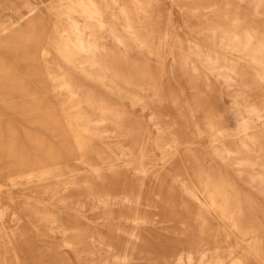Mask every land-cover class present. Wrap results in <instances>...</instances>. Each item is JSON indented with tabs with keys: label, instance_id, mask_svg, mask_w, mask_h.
I'll use <instances>...</instances> for the list:
<instances>
[{
	"label": "bare ground",
	"instance_id": "bare-ground-1",
	"mask_svg": "<svg viewBox=\"0 0 264 264\" xmlns=\"http://www.w3.org/2000/svg\"><path fill=\"white\" fill-rule=\"evenodd\" d=\"M15 1L0 53L38 54L43 91L0 101L27 106L5 111L23 117L20 155L0 126V264H264V27L236 16L247 0H188L204 38L186 45L156 0H56L50 33L48 11ZM166 53L181 93L163 86ZM211 77L236 86L227 114ZM16 191L24 221L4 208Z\"/></svg>",
	"mask_w": 264,
	"mask_h": 264
},
{
	"label": "rangeland",
	"instance_id": "rangeland-1",
	"mask_svg": "<svg viewBox=\"0 0 264 264\" xmlns=\"http://www.w3.org/2000/svg\"><path fill=\"white\" fill-rule=\"evenodd\" d=\"M56 0H32V3L34 6H36L38 9L42 10L43 12H47L48 19L50 20L48 28H51L50 30H47L46 33H50L52 30V27L54 26V22L52 19L53 14L52 12V5ZM158 1V2H157ZM176 1V2H174ZM216 3L220 2V0H214ZM236 1V0H231ZM159 5H156L155 13H159L160 18H158L159 22V28L163 33H170L175 37L176 40L184 41L185 45L190 42H196L199 43L203 38V33L200 32L201 25L200 23L202 21L193 19L188 14V8L196 7L197 4H194L191 1L188 0H156ZM18 2L15 0H0V22L2 20L8 19L13 13H15V10L18 11ZM236 4H239L237 2H233ZM249 3H253L251 0H247L246 3L240 4L241 6L238 8L239 13L236 14V16H239L241 19L253 21L254 25L264 27V8L263 10L255 11L254 6H251ZM18 5V6H17ZM233 16V14H231ZM188 24L193 25L192 29H189L187 27ZM202 24V23H201ZM46 28V27H45ZM195 30V31H194ZM44 34V32L41 33V35ZM42 43H44L45 48H47V43L44 40H41ZM37 46L39 47V42L36 41ZM37 46L35 48H32L34 52L37 50ZM41 46V45H40ZM40 48V47H39ZM27 47L24 48V46L19 48H12L6 47V49H3V52L0 53V101H13V102H25L29 100V96L26 95V93L29 91L33 92L35 95V98L39 97L41 91L43 89L41 88L40 80L42 74L38 72V69L43 68V64L41 59L37 56L38 54H34V61L31 63L28 55H27ZM167 54V53H166ZM176 55L173 54H167V65L166 69L168 70V76L165 77L163 80L164 87H175V91L177 93H181L182 89L181 87H185L183 81H180V72L175 70V59ZM31 65L35 66V73H32ZM243 70V76L241 78L244 81H247V83H253L252 77V70L250 67L242 66ZM246 74V75H245ZM171 76V77H170ZM246 76V77H245ZM39 78L40 80L36 79ZM247 78V79H246ZM250 79V80H249ZM180 82H179V81ZM217 78L211 77V81L214 82L215 86V99L218 102L219 105V111H222L224 114H227V112L233 108V99L235 96V88L236 86L232 84V87L229 88L228 91H225L224 89L227 87L224 85L223 80L221 82L216 81ZM256 85V84H255ZM258 87V86H257ZM237 88H241L240 85H238ZM221 90H224L221 92ZM7 93L10 94V96H4ZM25 93V94H24ZM254 95L255 100L262 106L264 109V84L261 85V87L255 88L252 92ZM188 95L182 96V98L186 97ZM22 107L27 106H8L3 107L0 103V119L3 121L0 123V126H11V129L13 132L16 133L15 139L18 142L19 147L16 148V152L18 155H20V148H21V133L23 130V117L19 118L16 113H6L7 110H20ZM5 112V113H4ZM3 113V114H1ZM263 118L260 120H257V125H260L261 122L264 123V111L262 112ZM36 126L33 124L31 126V131H34ZM235 127V126H234ZM233 127V128H234ZM19 132V134L17 133ZM237 133V131L235 130ZM56 133H54L55 135ZM53 135V134H52ZM53 135V136H54ZM46 135H41V138H45ZM233 145V144H232ZM18 150V151H17ZM7 156L0 155V158H6ZM239 156L234 155L232 157L231 161L238 160ZM4 161V160H3ZM235 163V162H234ZM223 168H230L229 166L224 165L221 161L220 163ZM231 166V165H230ZM236 167H239L238 165H234ZM233 167V166H232ZM229 170V169H228ZM231 175H236L237 173L233 174L230 172ZM242 174H248V173H242ZM9 179H1L0 184L2 186H5ZM6 189V190H5ZM4 190L7 191L8 187ZM4 198H7L5 195ZM25 198H22V195L16 191L14 194V201L11 202L7 199V201H4V208L7 210L8 215L12 214L9 218L12 220L14 218V215L19 217L22 221L25 220V216L23 212L20 210V207L23 206V201Z\"/></svg>",
	"mask_w": 264,
	"mask_h": 264
}]
</instances>
